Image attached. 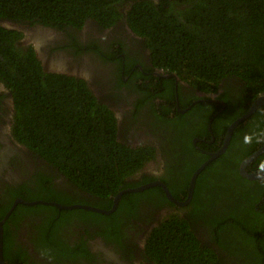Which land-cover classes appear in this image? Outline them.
<instances>
[{
	"label": "flooded vegetation",
	"instance_id": "obj_1",
	"mask_svg": "<svg viewBox=\"0 0 264 264\" xmlns=\"http://www.w3.org/2000/svg\"><path fill=\"white\" fill-rule=\"evenodd\" d=\"M153 1L157 5L163 4L161 0ZM171 2L168 0L166 3ZM1 24L20 33V48L24 52L30 47L33 49L43 72L82 79L96 100L113 112L117 140L136 152L139 149L152 150L150 158L125 178L134 183L133 186L117 190L109 196V206H100L104 197L76 187L68 176L38 153L35 155L17 138L14 132L15 100L0 73V210L12 197L9 208L17 199L32 197V200L26 201L43 200L111 210L110 213H102L107 218L97 219L82 212H73L83 208L62 209L41 202L25 204L43 206L29 208L28 211L20 209L18 216L12 220L5 217L8 219L5 226V221L2 224V264H151L150 240L155 230L171 215L189 219L193 192L188 200L186 198L191 176L210 154L223 148L206 166L221 158L220 162L227 165L226 172L236 168L238 185L233 193H221L218 202L209 211L205 209L204 220L209 222L215 217L225 219L232 209L239 212L237 216L242 220L247 219L243 211L246 200L259 194H256L258 188L255 182H264V176L253 177L264 172V161L253 162L264 154V148L243 167L242 163L264 145V104L244 118L243 115L257 98L264 96L263 92L243 103L234 92L240 85L237 81L221 79L205 88L195 80L183 79L155 65L143 38L132 32L126 19L107 27L90 19L84 20L80 28L10 21ZM133 70L154 77L152 92L153 97L157 96L155 99L151 97L141 103L143 97L133 89ZM163 78L172 80L171 88L167 89L162 84ZM149 79L140 78L137 83H148ZM257 110L259 112L255 113ZM233 123L227 139L228 128ZM196 161L199 163L183 189L188 167ZM41 176L49 177L51 184H42ZM156 181L166 185L176 202L166 195L159 184L137 190ZM48 186L52 191H44ZM155 187L161 188V191ZM125 189L136 190L123 192ZM126 193L135 194L134 197L138 195L133 200L124 199L126 203L122 204ZM205 194L201 195L202 198ZM65 198H70L72 202H64ZM263 201L264 195H261L258 203ZM53 208L56 212H66L61 215H65L61 224L58 222L61 216L51 217ZM47 219H51L53 224L56 221L57 226L49 229L44 222ZM117 225L124 231L121 245H116L102 233ZM212 231L210 228V233ZM196 236L201 240V233ZM206 238L204 240L208 242ZM209 244L217 252L220 251L222 260L206 264H238L242 259L240 257L236 261L215 241ZM66 245L71 247L69 251L63 250L62 246Z\"/></svg>",
	"mask_w": 264,
	"mask_h": 264
},
{
	"label": "trees",
	"instance_id": "obj_2",
	"mask_svg": "<svg viewBox=\"0 0 264 264\" xmlns=\"http://www.w3.org/2000/svg\"><path fill=\"white\" fill-rule=\"evenodd\" d=\"M161 1L164 5L153 0H0V73L15 100L14 132L21 143L68 176L76 187L104 197L99 204L102 207L110 205L109 196L117 190L133 186L125 178L150 158L152 150L136 152L117 140L113 112L96 100L86 83L43 72L33 49L24 52L20 48V33L1 22L80 28L87 19L103 27L126 19L132 32L143 38L155 65L183 79L195 80L205 88L221 79L237 81L240 85L234 92L243 103L264 93V0H172L170 4L166 3L168 0ZM130 64L129 60V67ZM133 72V89L143 97L141 103L146 102L153 97L154 77L138 70ZM140 78L150 81L137 83ZM161 81L167 89L172 87L171 79ZM220 160L198 174L189 219L171 215L155 230L150 240L151 264H206L222 260L220 251L209 244L214 241L236 261L241 257L238 264H264V201L258 203L264 195V182L256 181L259 194L246 200V220L237 216L239 212L234 209L229 211L226 221L221 217L204 220L205 209L209 211L221 193H233L238 185L236 168L226 172L227 165ZM260 161H264V154L253 162ZM198 163L192 162L188 167L183 189ZM41 177L42 184H51L49 177ZM155 189L161 191L159 187ZM134 195L126 193L122 204L126 203L124 199L133 200L138 194ZM12 198L1 207L0 219ZM64 202L72 200L65 198ZM42 206L18 203L8 218L18 216L20 209L28 211ZM73 212L97 219L108 217L84 209ZM63 213L66 212L54 209L50 215L55 218ZM64 217H60V224ZM44 222L49 229L57 226L51 219ZM102 233L116 245H121L124 238L119 225ZM197 233H201V240ZM62 248L71 249L68 245Z\"/></svg>",
	"mask_w": 264,
	"mask_h": 264
},
{
	"label": "water",
	"instance_id": "obj_3",
	"mask_svg": "<svg viewBox=\"0 0 264 264\" xmlns=\"http://www.w3.org/2000/svg\"><path fill=\"white\" fill-rule=\"evenodd\" d=\"M260 104H264V96H260L259 98H257L255 101H254V103L252 104V106H251V108H250V110L245 114V115H243V118L245 117V116H247L248 114H251L258 106H260ZM242 118V119H243ZM233 127H234V123L233 124H231L230 126H229V128H228V132H227V139L229 138V136H230V133H231V131H232V129H233ZM227 139H226V141H227ZM264 148V145L259 149V150H257V152L255 153V154H253V155H250L243 163H242V167L248 162V161H250L256 154H258V153H260L261 151H262V149ZM224 149V148H223ZM223 149H220L218 152H216V153H213V154H210V157L208 158V159H206L204 162H202V164H200L197 168H196V170L193 172V174H192V176H191V180H190V183H189V188H188V197L186 198L187 200L191 197V195H192V192H193V189H194V184H195V180H196V177H197V175L201 172V170L209 163V161H211L212 160V158H214V157H216L219 153H221L222 151H223ZM248 177H249V175H247ZM259 176H264V172H260V173H258V174H256V175H254L253 177H259ZM251 177H252V175H251ZM153 184H159V185H161L162 187H163V189H164V191H165V193H166V195L170 198V199H172L173 201H175L174 200V198L171 196V194H170V192H169V190H168V188L166 187V185L164 184V183H162V182H159V181H156V182H153V183H148V184H145V185H142V186H140L139 188H137V190L138 189H143V188H146V187H148V186H150V185H153ZM131 190H136V189H125V190H123V192L124 191H131ZM186 201V200H185ZM23 203V204H33V203H36V202H41V203H44V204H51V205H54V206H56V207H58V208H62V209H72V208H83V209H87V210H91V211H95V212H99V213H110L111 212V210H103V209H99V208H96V207H92V206H87V205H76V204H74V205H71V204H60V203H55V202H46V201H43V200H37V201H26V200H24V199H17V200H15V202L13 203V205L11 206V208H9V210L5 213V215H4V217L2 218V219H0V264H2V224H3V222L5 221V217L7 216H9V214L11 213V211L13 210V207L16 205V203ZM176 202V201H175ZM178 202V201H177ZM178 203H180V204H183L184 203V201H180V202H178ZM116 205V201H115V203H114V206Z\"/></svg>",
	"mask_w": 264,
	"mask_h": 264
},
{
	"label": "bare ground",
	"instance_id": "obj_4",
	"mask_svg": "<svg viewBox=\"0 0 264 264\" xmlns=\"http://www.w3.org/2000/svg\"><path fill=\"white\" fill-rule=\"evenodd\" d=\"M43 34V33H42ZM27 46V45H26ZM25 54V53H24ZM28 56V55H27Z\"/></svg>",
	"mask_w": 264,
	"mask_h": 264
},
{
	"label": "rangeland",
	"instance_id": "obj_5",
	"mask_svg": "<svg viewBox=\"0 0 264 264\" xmlns=\"http://www.w3.org/2000/svg\"><path fill=\"white\" fill-rule=\"evenodd\" d=\"M11 26H13V25H11Z\"/></svg>",
	"mask_w": 264,
	"mask_h": 264
}]
</instances>
